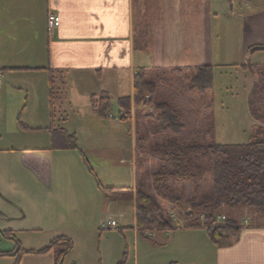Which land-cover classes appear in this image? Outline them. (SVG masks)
I'll return each mask as SVG.
<instances>
[{"label":"crops","instance_id":"crops-1","mask_svg":"<svg viewBox=\"0 0 264 264\" xmlns=\"http://www.w3.org/2000/svg\"><path fill=\"white\" fill-rule=\"evenodd\" d=\"M252 1L240 3L239 20L242 21L244 43H248L247 50L264 45V6L256 2L250 9ZM211 4V0H0V68H28L0 72L1 130L14 127L19 118L29 129L46 131L50 117L48 126L41 128L29 124L20 115L32 96L43 104L45 75L48 105L51 71L63 92L55 103L54 127L74 134L79 145V134L89 137L111 134L113 131L107 123H114L111 127L115 128V147L96 143L80 149L89 163L93 160L103 167L130 166L133 185L111 186L115 189L105 192L103 200L107 208L114 209L109 218L115 219L117 214L120 217V205L126 203L120 198V188L130 190L134 208L131 227L137 233L134 188L143 168H138L137 161L136 112L132 105L131 117L122 120L124 115L116 103L121 97L132 98L133 77L140 68L146 73L200 65L215 67L212 22L216 17L212 14ZM49 13L60 19L59 26L53 30L47 28ZM135 38L143 42L144 49L134 48ZM261 53L255 52L253 56ZM263 61L251 59L254 63ZM101 92L110 95V113L113 115L112 109L116 108L117 119L114 116L100 119L93 112L90 97ZM3 99L10 103L5 104ZM65 102L71 116L82 118L78 129L70 128L69 116L61 113ZM87 119L95 125L87 126ZM120 124L123 125L121 133ZM22 133L26 134L23 130ZM40 149L47 148L25 147L13 151L22 150L19 157L25 166L31 168L40 183L47 184L49 161L39 156ZM86 151H91L92 155ZM176 212L177 220L181 219ZM199 229L182 226V229L168 230L169 233L167 230L155 231L153 235L158 242L178 248L181 257H173L169 264H264V221L256 224L245 221L238 236L228 246H217L204 235L202 238L194 235L195 232H188ZM182 233L185 234L181 236ZM176 235L180 236L177 238ZM54 259L53 250L41 254L25 253L18 264H54ZM14 263V257H0V264Z\"/></svg>","mask_w":264,"mask_h":264},{"label":"rangeland","instance_id":"rangeland-1","mask_svg":"<svg viewBox=\"0 0 264 264\" xmlns=\"http://www.w3.org/2000/svg\"><path fill=\"white\" fill-rule=\"evenodd\" d=\"M256 2L264 6V0H253L249 8L252 9ZM211 3L212 14L216 17L212 22L215 51L212 89L197 93L190 91L188 89L190 69H183L180 72L149 71L145 73V77L156 84L157 101L167 102L179 111L186 126L187 134L184 136L188 140L197 143H246L257 122L251 116L248 107L253 76L243 71L240 66L244 61L251 62L252 57L264 59V52L253 56L249 49H245L248 43H244L242 21L239 20L242 2L211 0ZM45 80L43 104L32 96L27 102L26 110L20 115V118L26 119L29 124L41 128L48 126L50 117L46 75ZM3 102L8 104L10 100L3 99ZM150 108L153 111V107ZM134 111L141 136L148 134L152 141L153 121L143 117L145 113L152 111L143 105L135 107ZM61 113L69 116L70 128L78 129L82 124V118L71 116L66 102ZM112 113L113 115L110 114L114 118L118 116L116 108L112 109ZM131 114L132 112L129 118ZM18 116L19 114L16 118ZM18 121L19 118L16 125L20 131L14 123V127L7 130L0 128V251H12L17 247L39 249L48 245L53 238L65 235L73 240L74 248L62 264H169L173 257H181L178 248L166 245L163 241L158 242L153 230L144 236L134 231L131 227L134 223V208L131 191L128 189H120V198L126 202L120 205V217H117L118 214L115 216L120 228L101 229V223L109 219L114 209L111 206L106 207L103 200L105 191L98 187L97 180L104 188L131 186L134 177L130 166L103 167L90 160L89 164L93 170V173H90L79 152L51 150L50 134L47 131L22 128ZM86 123L87 126L93 125L89 119ZM211 123L214 125L212 135L208 133ZM107 124L109 129L115 132V128L111 127L114 123ZM118 127L121 133L123 125L120 124ZM124 127L128 128V125L124 124ZM22 130L26 134H23ZM113 132L92 137L79 134L78 146L83 149L91 144L100 143L115 147L117 142L114 141ZM13 147L47 148L38 150L39 156L49 161L47 184L40 183L31 168L25 166L19 157L22 150L13 151ZM86 152L90 154L89 156L92 155L91 151ZM137 156V159L140 158L137 160L138 168H143L140 175L142 174L144 179L143 174L147 169L151 171L154 163L149 160L142 164L141 159L147 157L144 152ZM161 202L167 205V202ZM176 211L174 208L170 214ZM218 215L222 221H232L233 226L237 228L227 229L223 246L233 242L245 221L255 224L264 221V214L247 207L224 206L218 211ZM180 218L183 219L181 215ZM171 219L173 221L171 230L182 229V226L193 222V219L189 218L177 220L171 216ZM198 223L204 228L205 224L202 221L199 220ZM203 228L188 232L208 237L206 229ZM4 232H10L11 237H6ZM183 234L185 233L180 235ZM180 235H176L177 238Z\"/></svg>","mask_w":264,"mask_h":264},{"label":"trees","instance_id":"trees-1","mask_svg":"<svg viewBox=\"0 0 264 264\" xmlns=\"http://www.w3.org/2000/svg\"><path fill=\"white\" fill-rule=\"evenodd\" d=\"M142 43L135 38L134 48L144 49ZM249 50L252 54L264 52V45L253 46ZM240 68L253 76L248 107L257 122L246 143H197L188 140L184 136L187 131L179 111L167 102L157 101V86L145 77L144 68H140L133 77L132 98L121 97L117 100V109L124 115L122 120L130 116L132 105L153 107L152 112L143 116L153 121V140L150 141L148 134L141 136L139 128L136 135L137 154L140 156L144 152L147 155L141 159L142 164L149 160L154 163L152 170L147 169L143 174L144 179L138 176L134 188L135 225L138 234L144 236L153 229L171 230L173 221L170 211L175 208L177 215L193 219L192 224L185 225V228H203L198 223L203 215L208 238L215 245L223 246L227 229L237 228L230 220L215 223L222 207H247L264 214V61H248L241 64ZM17 70L28 68H0V72ZM190 70V91L197 93L212 89L213 65H200ZM171 71L180 72L182 69L172 68ZM49 73L50 125L46 131L50 134V149L79 152L89 172L93 173L75 135L61 127H54L55 103L63 92L56 85L57 80L52 72ZM60 82L64 83L62 79ZM90 105L98 118H111L112 102L107 92L91 96ZM18 123L22 128L29 129L20 120ZM213 126L211 123L208 127L211 135ZM97 185L105 192L115 189L104 188L98 180ZM161 201L167 202V205H163ZM4 235L11 237L10 232H4ZM73 248L74 242L70 237L59 235L41 249L17 247L12 251H0V257H14V264H18L25 253L41 254L53 250L54 264H62Z\"/></svg>","mask_w":264,"mask_h":264},{"label":"built area","instance_id":"built-area-1","mask_svg":"<svg viewBox=\"0 0 264 264\" xmlns=\"http://www.w3.org/2000/svg\"><path fill=\"white\" fill-rule=\"evenodd\" d=\"M232 2H236V0H232ZM60 24V19L57 15L53 14V13H49L47 16V28L48 30H53L55 28H57ZM149 110L151 111L152 109L149 107ZM110 117L112 118V115H110ZM170 216L173 217V219H177L174 213H171ZM204 216H201V221L203 222ZM215 223H224V221L221 220V217L218 216L216 218V222ZM118 228L117 222L115 219L109 218L106 221L101 223V229L105 230V229H116ZM157 231V229H153V232ZM148 233V232H146ZM167 233H169V231L167 230Z\"/></svg>","mask_w":264,"mask_h":264}]
</instances>
